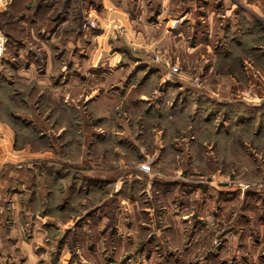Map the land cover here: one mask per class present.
<instances>
[{"label":"rangeland","instance_id":"rangeland-1","mask_svg":"<svg viewBox=\"0 0 264 264\" xmlns=\"http://www.w3.org/2000/svg\"><path fill=\"white\" fill-rule=\"evenodd\" d=\"M214 7L0 1V150L46 188L0 234L41 232L44 264H264V19Z\"/></svg>","mask_w":264,"mask_h":264},{"label":"crops","instance_id":"crops-1","mask_svg":"<svg viewBox=\"0 0 264 264\" xmlns=\"http://www.w3.org/2000/svg\"><path fill=\"white\" fill-rule=\"evenodd\" d=\"M220 5H221V8L214 7L211 10L210 21L212 23H215L216 17L218 18L224 17L223 19L230 17L231 15H233L234 10H238L246 17V19H249L252 21L256 19H261V20L264 19V0H238V1L220 0ZM185 15H188V13ZM214 15H216V17H214ZM230 26H231V31H232L236 27V24L233 22L230 24ZM211 27L213 28V25H211ZM11 130L12 129L10 125L6 124L5 121L3 123H0V133H2L1 134L2 137L0 136V138L7 139V141L10 143ZM15 151L19 153L15 155L17 157L20 156V158L18 160H13V161L17 163H20V162L23 163L22 162L23 159H26V158H23L24 154L22 153V150H15ZM32 155H35L36 160L40 159V157L45 156L44 153L40 155L38 153L35 154L34 152H32ZM10 162L12 163V160L10 161L8 158L4 157V154H1V150H0V172H1V175H0V219H4V216H5V219H8L7 223H10V226L12 224V226L14 227V226H17L18 223L20 222L19 206H22L23 204L25 205L24 199L26 200L29 197L28 192L32 194L30 185H32V180L34 179L33 174L38 173V172L37 171L30 172V169L28 170V167H23L22 164L20 166V170L16 169L15 171H11V170L7 171L8 166L9 165L11 166ZM19 177L21 178L18 181L17 179ZM45 189L46 188H45L43 175L41 174L39 175L38 173L37 188H36V193L34 194V200L37 201V203L39 202L41 197H44ZM5 202H10L13 206V208H11L9 216H7V211L5 210V207L3 206ZM17 203H18V206H16ZM37 216L41 219H44V216H39V215ZM38 221L39 220H37V224H38ZM136 227L137 226L133 227L134 233H137L136 230L139 229V227L138 229ZM36 228H38V225L36 226ZM36 231L39 233L38 230ZM118 231H120V228ZM10 233H13V232H10ZM20 233H23V232H20ZM28 236L29 234H0V264H39L38 262L40 260V257H41L42 264H44L43 262L44 261L43 259L44 251L42 249L39 251L38 249L40 244L44 243L43 242L44 235H42L40 232V234H32L30 239ZM174 236L176 237V239L177 238L179 239L176 242V246L174 247L176 249H179L178 252L180 254L184 253L187 255L191 251L196 252V250H194V247L192 246L193 244L192 241L189 243L185 241V243L181 244L182 240L186 239V236L184 237L180 234H174ZM39 241L41 243H39ZM175 248H172V250H174ZM169 249L170 248H167V250ZM170 253H171V250H170ZM154 255L155 254L152 251V259Z\"/></svg>","mask_w":264,"mask_h":264},{"label":"trees","instance_id":"trees-1","mask_svg":"<svg viewBox=\"0 0 264 264\" xmlns=\"http://www.w3.org/2000/svg\"><path fill=\"white\" fill-rule=\"evenodd\" d=\"M250 32H248L247 33V31H245L244 32V36H247L248 34H249ZM234 43H235V41H233ZM233 45V44H232ZM9 89H11V88H7V86H2V87H0V94H2V93H4V90H9ZM262 107H264V106H261L260 107V109L262 110ZM239 116H240V118H241V120H242V122H244V121H246V119H249L250 118V121H255V119L256 118H254L255 116H253V112L252 113H247V114H244V113H242V114H239ZM18 119V118H17ZM20 122H21V120L20 119H18L17 121H15L14 122V127L15 126H18V127H22V126H20L19 124H20ZM27 122V121H26ZM25 123V122H24ZM26 124V123H25ZM26 128H29V129H32V130H34L33 128H31V126H29V125H27L26 124ZM19 129V128H18ZM17 132V131H16ZM41 175H43L42 173H44L43 171H40L39 172ZM59 173V172H58ZM33 176H34V179L32 180V185H30V189L32 190V194H30L29 192H28V194H29V197L25 200L24 199V201H25V203H27L28 201H30L31 203H32V205H37V201H35L34 200V194L36 193V188H37V178H38V173H34L33 174ZM41 199H42V201H44V197H41ZM40 199V200H41ZM40 200H39V202H40ZM44 203V202H43ZM30 205V207L32 206L31 204H29Z\"/></svg>","mask_w":264,"mask_h":264},{"label":"built area","instance_id":"built-area-1","mask_svg":"<svg viewBox=\"0 0 264 264\" xmlns=\"http://www.w3.org/2000/svg\"><path fill=\"white\" fill-rule=\"evenodd\" d=\"M141 167H142L143 169H145V170H149V166L142 165Z\"/></svg>","mask_w":264,"mask_h":264},{"label":"bare ground","instance_id":"bare-ground-1","mask_svg":"<svg viewBox=\"0 0 264 264\" xmlns=\"http://www.w3.org/2000/svg\"><path fill=\"white\" fill-rule=\"evenodd\" d=\"M0 1H4V0H0Z\"/></svg>","mask_w":264,"mask_h":264}]
</instances>
